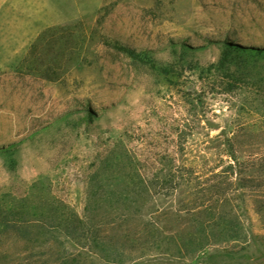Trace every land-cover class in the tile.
Returning <instances> with one entry per match:
<instances>
[{"label":"rangeland","instance_id":"374dc122","mask_svg":"<svg viewBox=\"0 0 264 264\" xmlns=\"http://www.w3.org/2000/svg\"><path fill=\"white\" fill-rule=\"evenodd\" d=\"M222 43L264 47V0H0V264H264L249 189L207 229L168 214L214 205L200 187L136 197L264 115V67L226 94Z\"/></svg>","mask_w":264,"mask_h":264},{"label":"trees","instance_id":"16d2710c","mask_svg":"<svg viewBox=\"0 0 264 264\" xmlns=\"http://www.w3.org/2000/svg\"><path fill=\"white\" fill-rule=\"evenodd\" d=\"M222 46L223 54L216 64L211 65V69L224 74L223 77L227 80L225 93L231 94L240 88L248 74L254 75L253 68L264 67V47H247L236 43H222ZM113 48L140 63L150 62L145 54L126 45L116 43ZM196 67L199 68L198 65ZM202 69L203 72L208 71ZM249 111L252 116H258L254 121L248 123L237 121L235 125L225 127L212 140L206 142L202 150L204 154H210L215 158L212 167L209 169L204 167L203 172L192 169L179 172L171 168L176 165V158L166 155L161 159L163 169L154 173L152 178L146 179L141 173L136 172L140 184L136 197L139 200L151 199L152 194L148 185L154 179L175 186L200 187L202 198L214 199V205L203 203L197 208L189 207L168 214L174 216L176 221L191 219L201 222L200 227L207 229L212 227L214 220L226 215L222 209L225 205L231 204L239 189H249L251 193L248 197L253 198L259 205L257 212L260 214L264 209V115L253 105H249ZM181 150L189 154L190 148L185 145Z\"/></svg>","mask_w":264,"mask_h":264}]
</instances>
